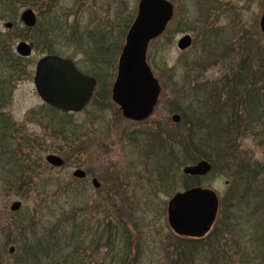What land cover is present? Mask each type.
<instances>
[{
	"label": "rangeland",
	"instance_id": "1",
	"mask_svg": "<svg viewBox=\"0 0 264 264\" xmlns=\"http://www.w3.org/2000/svg\"><path fill=\"white\" fill-rule=\"evenodd\" d=\"M44 1L15 0L18 37L13 52L17 43H30L31 36L38 38V46L24 64V75L11 77L8 99L0 106V264H22V251L54 228L61 233L62 228L74 229L73 235H81L80 256L70 253L73 247L63 250L73 256L71 264H117L120 258H126L120 250L123 232L132 242L127 252L129 260L164 264L166 258L174 259L186 250L189 239L169 228L167 203L176 193L195 187L213 190L219 209L213 232L201 238L192 264H207V254L212 264H219L216 259L235 256L237 249L243 250V258L249 257L253 264L260 258L264 263V118L260 113L249 117L242 107L234 111L237 126L227 132L225 150L216 137L210 141L201 126L222 104L221 110L232 118L231 108L224 106L236 107L239 101L238 93L228 101L227 91L240 65L247 66L242 70L247 76L241 98L247 92L263 91L264 36L259 19L264 0H168L174 8L173 19L165 33L149 44L146 54L160 94L153 114L143 122L122 118L111 100L127 31L124 25L134 19L138 0ZM47 3H53L49 10ZM25 9L39 15L36 31H23L19 15ZM51 18L58 19L53 30L48 28ZM6 22L0 18V33L5 31ZM75 29L85 44H75ZM93 35H101L106 46L100 56L108 52L95 64V54L91 52L89 57L93 59L89 60L86 52L88 43L95 40ZM184 35L191 37L192 44L180 51L177 41ZM49 50L73 60L92 78L94 70L104 89L102 100L94 98L84 111L67 117L44 105L35 91L33 75L36 62ZM97 82L96 94L101 93ZM214 92L222 94V101L214 102ZM259 100L260 108L264 107V97ZM245 102L246 107L254 103ZM174 115L179 116L178 122H173ZM68 121L79 135L77 145L70 149L53 134L58 123L65 125ZM220 123L227 127L225 120ZM161 126L168 131L166 136L179 156L172 165L157 159L154 150L158 146H152V137L148 136ZM178 135L190 139L194 147L198 143V150H183L179 155V146L171 141ZM47 155L60 157L64 166H49ZM158 161L165 169L170 166L163 181ZM199 161L211 165L205 177L183 174L184 167ZM20 164L28 165V172ZM77 169L86 173L84 180L73 178ZM13 178L11 187L8 184ZM92 179L100 183L98 190L92 187ZM15 202L21 207L12 212L10 207ZM115 228L118 248L112 252L109 231Z\"/></svg>",
	"mask_w": 264,
	"mask_h": 264
},
{
	"label": "water",
	"instance_id": "2",
	"mask_svg": "<svg viewBox=\"0 0 264 264\" xmlns=\"http://www.w3.org/2000/svg\"><path fill=\"white\" fill-rule=\"evenodd\" d=\"M173 17V6L166 0H139L137 14L131 23L125 42L118 58L117 75L112 86L111 99L124 119L141 122L153 112L160 94L158 81L146 63L148 44L160 36ZM27 28L35 27L36 15L31 9H25L19 16ZM260 30L264 34V12L260 18ZM6 29L11 23L4 24ZM191 45L189 36L181 38L177 44L179 50ZM18 56L28 58L32 54V45L19 42L15 47ZM35 90L40 99L49 107L61 112H80L88 104L95 89V80L80 74L74 64L56 56L42 57L35 66L33 78ZM173 122L179 116L172 117ZM50 166L59 168L64 162L55 155L45 158ZM211 171V165L199 161L195 165L183 168V174L190 177H204ZM72 176L85 178V172L76 170ZM95 189L100 184L94 179ZM20 202L11 205L10 210L17 212ZM219 207L218 198L213 190L195 187L176 193L167 203V223L172 232L180 237H204L214 224ZM10 249V253H13Z\"/></svg>",
	"mask_w": 264,
	"mask_h": 264
},
{
	"label": "trees",
	"instance_id": "3",
	"mask_svg": "<svg viewBox=\"0 0 264 264\" xmlns=\"http://www.w3.org/2000/svg\"><path fill=\"white\" fill-rule=\"evenodd\" d=\"M17 2V1H16ZM43 2H46L43 0ZM50 2H53V0H50ZM49 3V2H48ZM46 4V8L47 10L50 9V7H52V4ZM0 18L2 20H6L8 22H11L13 24L12 29L10 30H5L4 32L0 33V106L2 107L6 101H7V97L8 95L6 94L7 90L9 89V86L11 85V77L14 76H19V75H24V64H26V62L28 61V59H24L21 58L19 56H17L14 52H13V42L16 39V37H18L17 34V26L15 25V21L17 18V11H16V3L15 0H0ZM57 18H51V22L52 24H50V26L48 27L49 29L53 30V28L57 27ZM131 23V20L128 19L125 22L124 25V31L125 28L128 29L129 25ZM39 25V23H38ZM36 26L33 29H28V28H23L24 32H32V31H36L38 29L39 26ZM56 30V29H55ZM78 31L75 29L72 33L73 36H76L75 39V44L79 46L80 44H85L83 43V40H81V36H77ZM96 36L94 41H90L88 44H90V48L87 50V48L82 49L84 51L87 52L88 54V59L92 60L93 57H89V55H91V52L93 54H95L94 56V61L92 60V62H96L99 59V56L102 55V53L105 51L106 46L104 45V41L101 38V35H93ZM51 37V35L48 36V38ZM37 38V37H36ZM36 38H34L33 36H31L30 38V43L33 44L34 47H37L38 44L35 41ZM47 38V37H46ZM29 39V38H28ZM38 39V38H37ZM74 39V38H72ZM85 47V46H84ZM92 50V51H89ZM110 50V48H109ZM113 49H111L109 52H112ZM108 53V52H106ZM103 54V56L106 55ZM47 55H56L53 54L52 50H49ZM92 56V55H91ZM103 56L101 57L100 61H102L104 58ZM98 63V62H97ZM96 63V64H97ZM95 64V63H94ZM240 72H238L237 74H234L235 76L232 75V86L228 89V96L229 99L228 101L234 100V98H236V95L234 93H238V99L239 101L236 102V107L232 106L230 104V106H224V108L229 107L231 108L230 110V114L232 115V118H227L226 117V112H224L223 110H221L222 106L217 107L216 109H214L213 112L211 113V117L212 119L209 120L207 123H204L203 121L201 122V126L204 127V132H206L207 134L210 135V138H208L210 141H214L215 137L217 138V141L219 140V146L222 147L223 150L225 146H227V132H230L232 129L234 130V128L237 126L236 124V115L235 112L240 111L241 107L244 108L249 117L255 118L258 116V113H260V116L263 117L264 115V107L260 108V100L259 98L264 97V88L262 89H258L256 93L254 92H247L245 94V96H243V99L241 98L242 96V88L246 83V76L244 75L243 72L247 70V66L243 65L241 68V65L239 66ZM243 70V72H242ZM94 71V70H93ZM93 75L94 77L97 79V81H99V88L101 89V93H95L94 94V98H99L100 100H102V96L104 93V89L102 90V83L100 81V78H98L96 72L94 71ZM230 79V78H226L225 80ZM234 90V91H233ZM230 91V92H229ZM212 95H214V102H218V101H222L221 95L220 93H212ZM241 95V96H240ZM210 96V95H209ZM247 97V98H246ZM241 98V100H240ZM246 98V99H244ZM223 101H227L226 99H224ZM245 101H251L254 102L253 104H251L252 107L248 106L246 107L247 102ZM179 106V105H178ZM235 111V112H234ZM69 115H66V117ZM203 116V115H202ZM248 116L246 118H248ZM259 116V117H260ZM207 117V116H203ZM210 117V116H209ZM225 120L228 124L227 127H222L221 126V120ZM229 119V121H228ZM257 119V118H256ZM69 120V119H68ZM64 124L58 123L57 124V130L53 131L54 136L58 137L61 139V141L63 143L66 144V147L68 149L70 148H74L77 145V142L79 140V135H77L75 132L76 130L74 129L73 125L71 124L70 121L68 122H64ZM166 127V126H164ZM234 127V128H233ZM163 127L161 126L158 130H155V132H151L148 133V136L151 135L150 137H152V146H158L157 150L155 151V154L157 155V159H162L161 161L164 163V165H167L170 163V165L177 163L179 160V156L178 153L175 154L174 153V149H173V145L170 144V139L169 136H166V134L168 133V131H166V129H162ZM216 128H219L221 130L217 131ZM232 130V131H233ZM211 131V132H208ZM6 132V130H5ZM214 136V137H213ZM179 138V139H178ZM174 144L178 145L180 149H178L179 151V155L182 154L183 150H190L194 149V150H198V143L195 144L196 146L194 147L193 143L191 142L190 139L183 138V136L178 135L177 138H174L173 140H171ZM200 145V144H199ZM0 147H1V143H0ZM182 149V150H181ZM1 150V149H0ZM191 151L192 153L194 152ZM1 152V151H0ZM2 153V152H1ZM150 155V153H149ZM176 156V157H175ZM174 157V159H173ZM148 158V157H147ZM25 163V162H24ZM158 163L160 164V162L158 161ZM21 165V164H20ZM163 164H160V168L162 167ZM22 166V168H21ZM20 168L25 170V172H28L25 168V166H28L25 164L21 165ZM163 169L160 170L161 171V181L166 179V176L169 173V168L170 166H167V168L165 169L164 166L162 167ZM9 180V179H8ZM14 181L15 179L13 178L12 181H10V183L8 184L9 186L13 187L14 185ZM22 215H20L21 217ZM28 228V227H27ZM29 229V228H28ZM55 231H51L48 230V232L44 233L41 238H39V241H37L36 243H32V245H30L29 247L25 248L22 251L23 254V263L22 264H44L41 261H46L47 264H71L70 261H74V259H72L71 255L69 257V255L64 254L63 250L66 247L68 250H70L71 247L72 250L70 253H74L78 256H80L83 252L82 250V246H83V242L81 240V235L77 234V235H73L74 229L72 230H68L67 229H63L62 233L60 231L57 230V228H54ZM28 231V230H27ZM213 230L209 233L212 234ZM75 233V232H74ZM123 236L121 237L120 240V250H121V256L125 255L126 258H120V260H118L117 264H138V261H134L132 262L129 257V254H127V252L129 253V243L132 244V242L126 238L128 237L126 235L125 232L122 233ZM109 235H112L113 240H112V249H110L112 252H116L117 248H118V244H117V230L112 229L109 231ZM185 240V239H184ZM203 239H188V242H186L187 247L186 250L185 248L180 251V253L178 255H176V257L174 259H167L165 260L164 264H192L193 260L195 259V254L197 252V248L199 247V243H202ZM187 241V240H186ZM108 247V246H107ZM240 249H237V252L234 255L231 256H222L221 260L217 261L215 263H219V264H246V263H252V261L250 260L249 257H245V259L243 258L245 254H243ZM246 251V250H244ZM65 252V251H64ZM123 253V255H122ZM210 255L207 254V264H212L211 260H210ZM77 257V256H76ZM240 257V258H238ZM185 259V260H184ZM262 258L259 259L258 263H254V264H264L263 261L261 260ZM253 264V263H252Z\"/></svg>",
	"mask_w": 264,
	"mask_h": 264
},
{
	"label": "flooded vegetation",
	"instance_id": "4",
	"mask_svg": "<svg viewBox=\"0 0 264 264\" xmlns=\"http://www.w3.org/2000/svg\"><path fill=\"white\" fill-rule=\"evenodd\" d=\"M243 1H245V0H243ZM250 1H254V0H250ZM250 1H246V2H250Z\"/></svg>",
	"mask_w": 264,
	"mask_h": 264
}]
</instances>
